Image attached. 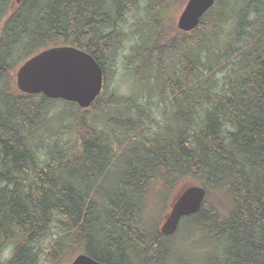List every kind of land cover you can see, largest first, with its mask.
Returning <instances> with one entry per match:
<instances>
[{"label": "trees", "instance_id": "16d2710c", "mask_svg": "<svg viewBox=\"0 0 264 264\" xmlns=\"http://www.w3.org/2000/svg\"><path fill=\"white\" fill-rule=\"evenodd\" d=\"M11 2L0 0V250L13 247L11 264H38L53 225L72 247L51 244V263L79 251L105 264H175L171 237L144 229L157 175L173 188H206L202 210L183 221L203 226L215 241L205 242L220 241L207 264H264V0H217L190 33L170 25L171 0H25L9 11ZM143 3L147 20L136 30L146 40L129 65L149 100L104 99L125 47L120 18ZM59 40L104 68L88 110L61 101L66 108L53 115L59 100L12 85L22 63ZM162 105L182 128L173 138L145 136ZM63 129L70 137L62 142ZM126 141L142 150L125 158L117 192L102 196L97 185Z\"/></svg>", "mask_w": 264, "mask_h": 264}, {"label": "rangeland", "instance_id": "374dc122", "mask_svg": "<svg viewBox=\"0 0 264 264\" xmlns=\"http://www.w3.org/2000/svg\"><path fill=\"white\" fill-rule=\"evenodd\" d=\"M184 2L185 0H171L169 3L167 16L171 26L172 22L176 24L182 12L181 9ZM144 9L145 3H143V9L140 6L139 11L130 12L125 16L123 24V32L125 33V47L120 52V56L116 58L114 67L112 68V71H110L111 75L109 76L108 95H106L104 99H107L108 96L113 93L116 96L130 99L138 95V100L141 102L149 100L148 89H146V87H144L143 84L138 79H136V73L132 70L133 66L129 65L130 56L134 53L137 46L146 40V36L142 35L143 32L138 33L136 30L138 21L141 19L143 21L147 20V17L145 18L146 11H143ZM68 34L69 36L66 38L73 42L74 37L72 36V30H70ZM58 42L62 44L66 43L63 42V40H59ZM53 44V42L45 43L40 49L38 48L39 50H37L39 52L41 50L50 48L53 46ZM11 82L14 88H16L15 78H13ZM152 88L155 89V85H153ZM53 106L55 108L52 112L53 115L56 114L55 112L62 111L66 108V105L61 101H57L53 104ZM68 111H72L77 114L78 109L76 107H69ZM171 114H173V112L171 113L167 111L164 105L159 107L154 114L156 123H147L144 132L145 136H153L155 134L158 135L159 131L163 133L167 131L166 134L168 135V138H173V135H175V133H177L182 127L181 124L178 126V122H175V116ZM64 125H68L67 120L64 122ZM109 130L110 129L108 128L107 130L103 131L109 132ZM67 134L68 132L66 129H63L61 134L58 133L55 136V139L60 137L62 142L65 139L67 141L70 137ZM138 140H141V138ZM120 149L121 150H119L117 153V157L109 166V170L105 174L104 178L97 185V187L100 185L103 186L100 192L102 193V196L104 194H112L117 192L119 189L118 184L120 183L126 168L125 158L127 159L128 157L134 156L136 150H142L132 141H126ZM157 178L158 182L156 181V184L150 186V194H147L145 197L146 206L144 208V229H150L153 227V229H157L160 232V228L163 225L167 214L170 212V206L173 203V200L177 196L178 192L189 183L181 181L179 182L178 186L176 185L173 188L175 182H173L170 186H167V184L160 179L159 175H157ZM103 183L105 184L103 185ZM208 208H210V204H208ZM203 229V226L182 220L176 234L171 237L167 243H165L166 249H171L170 252L172 253L169 261L175 264H207L209 258L216 256L217 251H221L219 248L220 241H217V244L219 245L218 247L212 244L215 246V248L211 244L205 242L207 239V234L206 231L202 232ZM51 232L54 235L48 238V240H44L41 244V249L42 251H45V254L40 257L38 264H70L72 260L78 255L79 251H76L74 257L72 255L70 256L69 254H64V257L61 256L56 263H51L48 261L47 255L52 249L51 244H57V241L64 237L61 234L60 229L55 225L52 226ZM208 241L215 243L213 239ZM59 245V249L62 250L64 248L66 249V252H68L72 247L70 242L65 243L62 239L59 240ZM222 254L223 252H221V255Z\"/></svg>", "mask_w": 264, "mask_h": 264}, {"label": "water", "instance_id": "95a60500", "mask_svg": "<svg viewBox=\"0 0 264 264\" xmlns=\"http://www.w3.org/2000/svg\"><path fill=\"white\" fill-rule=\"evenodd\" d=\"M25 0H14L21 5ZM217 0H187L178 18L177 29L190 33L198 28L201 19ZM102 66L90 54L74 47H55L35 55L16 73L18 90L29 96L44 95L52 100L90 108L104 87ZM207 196V190L198 185L186 186L176 197L171 211L161 227V234L174 235L184 217L198 214ZM71 264H105L81 254Z\"/></svg>", "mask_w": 264, "mask_h": 264}, {"label": "flooded vegetation", "instance_id": "af4514ba", "mask_svg": "<svg viewBox=\"0 0 264 264\" xmlns=\"http://www.w3.org/2000/svg\"><path fill=\"white\" fill-rule=\"evenodd\" d=\"M14 253H15V250H13V247L12 248L9 247L7 249H4L2 247L0 250V264H11L13 257H14Z\"/></svg>", "mask_w": 264, "mask_h": 264}, {"label": "bare ground", "instance_id": "6f19581e", "mask_svg": "<svg viewBox=\"0 0 264 264\" xmlns=\"http://www.w3.org/2000/svg\"><path fill=\"white\" fill-rule=\"evenodd\" d=\"M229 80V79H228ZM103 91V90H102ZM110 98V97H109ZM213 100V99H212ZM116 103V102H115ZM104 184V183H103ZM220 260V259H219ZM185 261V260H184Z\"/></svg>", "mask_w": 264, "mask_h": 264}]
</instances>
